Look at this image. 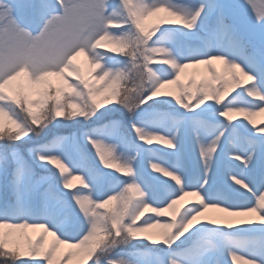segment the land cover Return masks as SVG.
<instances>
[{"label": "snow or ice", "instance_id": "obj_1", "mask_svg": "<svg viewBox=\"0 0 264 264\" xmlns=\"http://www.w3.org/2000/svg\"><path fill=\"white\" fill-rule=\"evenodd\" d=\"M261 116L264 0H0V264H264Z\"/></svg>", "mask_w": 264, "mask_h": 264}, {"label": "rangeland", "instance_id": "obj_2", "mask_svg": "<svg viewBox=\"0 0 264 264\" xmlns=\"http://www.w3.org/2000/svg\"><path fill=\"white\" fill-rule=\"evenodd\" d=\"M201 74H203V67L201 68ZM262 119H264V116L257 117V122L259 123V121ZM219 215H223V214L212 212V211L209 212V216H219Z\"/></svg>", "mask_w": 264, "mask_h": 264}]
</instances>
